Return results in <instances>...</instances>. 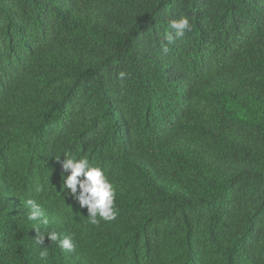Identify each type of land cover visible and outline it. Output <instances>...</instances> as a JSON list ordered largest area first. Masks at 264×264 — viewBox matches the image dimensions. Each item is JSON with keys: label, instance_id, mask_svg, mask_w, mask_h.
Listing matches in <instances>:
<instances>
[{"label": "trees", "instance_id": "16d2710c", "mask_svg": "<svg viewBox=\"0 0 264 264\" xmlns=\"http://www.w3.org/2000/svg\"><path fill=\"white\" fill-rule=\"evenodd\" d=\"M65 155L115 220L62 191ZM0 264H264V0H0Z\"/></svg>", "mask_w": 264, "mask_h": 264}, {"label": "clouds", "instance_id": "9594fccd", "mask_svg": "<svg viewBox=\"0 0 264 264\" xmlns=\"http://www.w3.org/2000/svg\"><path fill=\"white\" fill-rule=\"evenodd\" d=\"M170 27L174 30L175 35L172 32L166 33L165 39L169 44L184 37L185 33L191 30V25L186 17L171 21ZM162 51L164 53L169 51L167 45L162 46ZM125 75L123 72L120 73V78L123 79ZM65 156L67 157V155ZM62 168L64 173H68V175L62 174V191L70 190L71 197L78 201L80 207L88 209L90 223L99 224L101 219L112 221L117 218L116 191L104 169L93 166L88 158L68 157L64 160ZM25 204L30 209L29 220L39 221L44 216L41 206L35 200L28 199ZM42 223L46 225L48 223L47 218H44ZM33 229L36 232V243L40 245H44L45 237H47L51 242H58L62 250L72 251L75 247L71 236H65L61 239L56 232L44 235L40 231L39 225H34ZM48 256L47 247H44V250L40 252V257L46 259Z\"/></svg>", "mask_w": 264, "mask_h": 264}]
</instances>
